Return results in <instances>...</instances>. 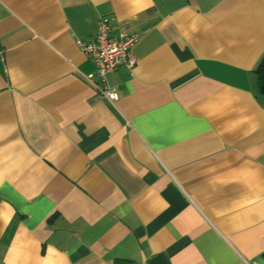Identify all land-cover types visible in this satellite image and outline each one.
Returning <instances> with one entry per match:
<instances>
[{
	"label": "crops",
	"instance_id": "1",
	"mask_svg": "<svg viewBox=\"0 0 264 264\" xmlns=\"http://www.w3.org/2000/svg\"><path fill=\"white\" fill-rule=\"evenodd\" d=\"M262 56L264 0H0V264H264Z\"/></svg>",
	"mask_w": 264,
	"mask_h": 264
},
{
	"label": "built area",
	"instance_id": "2",
	"mask_svg": "<svg viewBox=\"0 0 264 264\" xmlns=\"http://www.w3.org/2000/svg\"><path fill=\"white\" fill-rule=\"evenodd\" d=\"M138 40V34L119 32L115 36L112 32L110 19L103 16L97 21L94 38L78 43L80 53L95 64L97 91L111 102L118 100V93L117 89L109 84L108 76L120 68L132 69L135 66L136 59L132 55V48Z\"/></svg>",
	"mask_w": 264,
	"mask_h": 264
},
{
	"label": "trees",
	"instance_id": "3",
	"mask_svg": "<svg viewBox=\"0 0 264 264\" xmlns=\"http://www.w3.org/2000/svg\"><path fill=\"white\" fill-rule=\"evenodd\" d=\"M255 74L257 77L259 96L261 97L262 101H264V56H262L255 70ZM262 258H264V255H262Z\"/></svg>",
	"mask_w": 264,
	"mask_h": 264
}]
</instances>
